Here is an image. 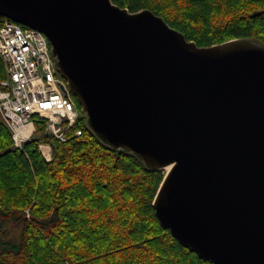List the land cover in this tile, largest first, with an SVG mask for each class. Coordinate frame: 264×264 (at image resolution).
I'll return each mask as SVG.
<instances>
[{
	"label": "water",
	"instance_id": "water-1",
	"mask_svg": "<svg viewBox=\"0 0 264 264\" xmlns=\"http://www.w3.org/2000/svg\"><path fill=\"white\" fill-rule=\"evenodd\" d=\"M42 32L84 118L111 150L163 177L160 226L211 264H264V44L198 46L112 0H0Z\"/></svg>",
	"mask_w": 264,
	"mask_h": 264
},
{
	"label": "trees",
	"instance_id": "trees-1",
	"mask_svg": "<svg viewBox=\"0 0 264 264\" xmlns=\"http://www.w3.org/2000/svg\"><path fill=\"white\" fill-rule=\"evenodd\" d=\"M112 2L151 10L198 46L240 37L264 44V0ZM5 75L0 58V81ZM76 126L81 135L51 140L36 118L40 135L21 150L0 113V264H211L160 226L152 201L163 172L101 144L83 117ZM38 140L53 144L51 160Z\"/></svg>",
	"mask_w": 264,
	"mask_h": 264
},
{
	"label": "built area",
	"instance_id": "built-area-1",
	"mask_svg": "<svg viewBox=\"0 0 264 264\" xmlns=\"http://www.w3.org/2000/svg\"><path fill=\"white\" fill-rule=\"evenodd\" d=\"M0 58L5 78L0 81V113L9 128L14 147L23 150L36 134L35 119L44 122L51 140L67 141L81 135V119L65 80L57 73L47 37L6 19L0 21ZM27 127V129H24ZM45 160L53 157V144L38 140Z\"/></svg>",
	"mask_w": 264,
	"mask_h": 264
},
{
	"label": "rangeland",
	"instance_id": "rangeland-1",
	"mask_svg": "<svg viewBox=\"0 0 264 264\" xmlns=\"http://www.w3.org/2000/svg\"><path fill=\"white\" fill-rule=\"evenodd\" d=\"M39 135H40V134H34L35 137H38ZM18 231H19L18 228H14L12 234H13V235H16V234L18 233Z\"/></svg>",
	"mask_w": 264,
	"mask_h": 264
},
{
	"label": "bare ground",
	"instance_id": "bare-ground-1",
	"mask_svg": "<svg viewBox=\"0 0 264 264\" xmlns=\"http://www.w3.org/2000/svg\"><path fill=\"white\" fill-rule=\"evenodd\" d=\"M24 129H27V127H24ZM76 137V136H75Z\"/></svg>",
	"mask_w": 264,
	"mask_h": 264
}]
</instances>
